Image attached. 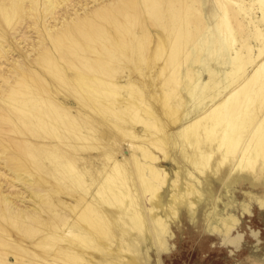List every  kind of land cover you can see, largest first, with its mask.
Returning a JSON list of instances; mask_svg holds the SVG:
<instances>
[{"label":"bare ground","instance_id":"1","mask_svg":"<svg viewBox=\"0 0 264 264\" xmlns=\"http://www.w3.org/2000/svg\"><path fill=\"white\" fill-rule=\"evenodd\" d=\"M10 60L25 72L0 85V264H164L181 216L200 249L264 264V190L249 179L264 166V0H0V74L19 76ZM229 204L238 250L206 230Z\"/></svg>","mask_w":264,"mask_h":264},{"label":"rangeland","instance_id":"2","mask_svg":"<svg viewBox=\"0 0 264 264\" xmlns=\"http://www.w3.org/2000/svg\"><path fill=\"white\" fill-rule=\"evenodd\" d=\"M80 13L81 12H78V14H80ZM24 31L25 30H23L22 32H24ZM16 35H18V34H16ZM25 36H27L26 37L27 40H31L34 42V36L32 34L22 35V37H25ZM29 50L31 52V59H33V60L41 58L46 53L45 51L43 52V51L37 50L36 47L35 48L30 47ZM31 50H33V51H31ZM13 59H16V60L21 59L18 51L15 53ZM25 62H27V61H25ZM9 64L14 69L17 70V73L19 76L16 75V77L9 78V77H5L2 74H0V83H1L0 85H2V81H4V82H6L7 85L12 86V87H16L19 82H22L23 73L25 72V70L24 69L21 70L20 68L16 67L15 64L11 62V60L9 61ZM8 66H9L8 64L0 65V72L1 73L7 72V69H9ZM161 85L162 84L160 83L157 85V87L160 88ZM170 89H171L170 92L174 95L175 94L181 95L183 93L182 84L180 82L179 83L176 82V83L172 84ZM163 95H165V93H163ZM8 97H9L8 95L0 94V102L5 103L6 100L8 99ZM140 108H143L142 103H140ZM109 126H110L111 131H112V133H111L112 134V138H111L112 142H114V143L120 142L122 145V147H121L122 151H126L127 149L131 150V148H130L131 143H122L121 142V140H122L121 133L127 134L129 132L127 130L123 129V127L118 123L117 120H113L109 124ZM173 131L176 132L175 130H173ZM170 151L172 152L173 155L178 153V151L174 150L172 147H170ZM0 153H1V151H0ZM119 156H121V154ZM0 167L3 168V164ZM160 168L165 170V172L168 175V179H169L171 177V174L174 172V169H176L177 167L174 165V163H172L171 161H168V163L162 164L160 166ZM227 168H229V170L227 172V177L231 176L233 174H236V175L240 174L241 170L238 171V169L236 168V166H234V164H232L231 166H228ZM263 168H264L263 165L257 164V166L254 168V170L252 172L248 171V169H245V173L250 172V174H249L250 181H258L259 180L262 187L260 185H257L256 187H254V188H257L259 190H264V178L261 177L264 175V174L261 175L264 172L262 170ZM182 170H183V172L187 171L184 169H182ZM210 176H212V175L210 174ZM257 176H259L258 179H257ZM8 177H9V175H8ZM244 184H246V183L243 182L241 187L249 189L248 185L247 184L244 185ZM241 187L238 189H241ZM20 188L21 187H18L17 189H20ZM256 211L257 210H255V213H257ZM47 216H48V219L55 217V216H53L52 212H50V214ZM259 218L260 217H254L252 220V224H254L255 227L259 228V230L261 232V236H262L261 239H262L263 243L260 244V248H262V251H264V223L262 222L263 220H261ZM172 229L176 233L175 234L176 239H175L174 246H173L174 249L172 248L168 253L163 254L162 260H163L164 264H196V263L197 264H222L223 262L226 264H231L230 261H228V259H225L222 256H218V255H230V254H228V251L227 252L225 251L226 254L224 252L220 251L221 249L219 248V246L217 244V240L210 241L207 244L206 248H203V249L199 248V246L197 245V242L204 240L205 235L204 234L200 235L198 233V231H196V229L202 230V228L201 227L197 228L196 226L192 227V225H190V222H188L184 216L180 217V221L178 223L174 224L172 226ZM24 244L30 246L31 242L30 241L28 243L24 242ZM240 255H242V254H240ZM8 257H11V256H8ZM20 260H23V259L20 258ZM225 261H228V262H225ZM10 263L13 264V260L10 261Z\"/></svg>","mask_w":264,"mask_h":264},{"label":"clouds","instance_id":"3","mask_svg":"<svg viewBox=\"0 0 264 264\" xmlns=\"http://www.w3.org/2000/svg\"><path fill=\"white\" fill-rule=\"evenodd\" d=\"M252 199L256 200V203L260 208L264 209V198L252 197ZM229 207H233V205H225V211L223 214H217L218 210L213 206L211 212L209 213L210 219L206 222V230L213 235H217L221 237V245H231L235 249H239V246L243 242L244 234L237 232L236 229L240 224V220L230 213H228L227 209ZM251 214L250 205L249 204H241V215ZM212 219L215 220V223L212 222ZM236 234L233 236L232 233ZM154 234V245L160 251H167V237H169L168 226L161 231L159 228ZM250 235L253 239H257L259 233L251 232ZM257 242L258 239H257ZM231 254V253H230Z\"/></svg>","mask_w":264,"mask_h":264}]
</instances>
